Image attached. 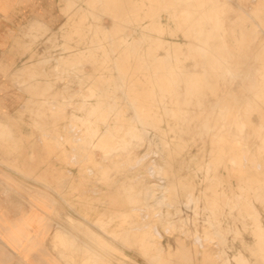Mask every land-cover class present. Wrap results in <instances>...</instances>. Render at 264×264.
<instances>
[{"label": "rangeland", "instance_id": "obj_1", "mask_svg": "<svg viewBox=\"0 0 264 264\" xmlns=\"http://www.w3.org/2000/svg\"><path fill=\"white\" fill-rule=\"evenodd\" d=\"M106 1H108V4ZM119 1L123 2L122 0H117V1L116 0H101V2H99L98 0H27L28 4L31 3L35 7L34 8L35 13H34L32 19H30V21H29L30 26H29V24L26 25V27L23 28L22 31H21V29L19 31H16V30L11 31L12 32L11 35L21 36V37H22V35H23V37L25 35V37H26L25 40L27 41V43L28 42L31 43L32 40L34 43H31V44L28 43L26 45V47L28 49L25 48L26 50L23 49L19 53L20 55H24V58L19 62V64L21 66H27L28 69L26 70V73L21 75V76H18V77L13 76L11 78V80L8 79L4 82H7V83L13 82L14 79H18L20 77L22 82L23 81L26 82L25 84L29 85L31 90H32L31 91L30 88L27 86L28 88H27L26 93H24L25 96L23 98H27L28 100H31L32 104H34V105L37 104L36 102H39V100L41 101L42 99H45L46 107L53 109V110H55L57 108H62L66 112L65 113L66 117H60V118H56V119L52 120V121H55L56 122L55 124H57L59 127V133L55 134V139L56 140L59 139L58 138L59 134L62 136L68 134L67 136H70L71 138H73V141H75L73 144L67 145L63 149L55 148V144L51 143L52 147H49V149L52 148L51 150L56 151L57 154L45 156V158L47 159V162L49 160H51V162H52L51 165H53V166L56 165L59 170L61 169V167H63L62 165H64V167L68 171L69 174H68V176L66 175V178H63L64 179L63 181L66 182L69 179L66 183H67V186L68 185H70V186H68L67 188H66V186L64 188H62L61 192H66L67 196L68 197L70 196V198H71V199L70 198L67 199L68 212H74V213L78 212V214L80 215V213H81L80 216L83 217L82 222H83L84 226L82 229H80L78 226H74V223H75L74 221L71 222V221L67 220V222L70 223L69 225H71L72 228H74L73 233H75L74 235H76V237H77V240H76L75 237L73 236L75 241L72 240L74 242L71 241L69 243H71V245L73 243H75V246L79 245L80 240H82L88 244L94 243V241H92V240H94V235L91 237L92 238L91 239L89 237V234L86 233V230H85L87 228L89 230H91L90 229L91 225L94 229L98 230V234L100 235L99 238L101 240L103 238L105 240V242H107L106 244L103 243L104 245H102V246L97 245L98 246V253L97 254L99 255L98 257H96L97 256L96 253L95 252L92 253L90 251V249H83L82 251L78 249V251L76 250L73 252H69V251L62 250V248L68 249V247H65V246L61 247V248H59V250L61 249L60 252L62 254H60V252H59L58 255L63 260L62 263L63 264H77V263L78 264L79 263L80 264H92V263H94L93 261L95 260V264H97V263H99V264H104V263L105 264H108V263L109 264H121V262L124 264H186V263H188V264H224L223 262H225L226 264L228 262H229V264H234V263L236 264V262L233 260V256L239 252L240 254H243V256H246L248 258L247 264H251L252 262H253L252 264H254V263L255 264H263V262H264V253H263L264 252V246L261 250V247H262L261 245H264V242L262 241V240H264V238H263L264 234H263V232H260L259 228L262 227L264 230V227H263V225H264V222H263L264 221V205H263L264 199H257L258 202H256V199L254 197H252L253 200H255L254 202H256V203L253 202L252 198L246 199L247 203L245 202V205L248 207H245L244 201H241L239 199L238 200L233 199V195L235 193H237V194L240 193V190H238V187H239L238 185H240L241 181H240L239 170H237L236 168L234 169L231 166V164H229L228 159H229L230 151L223 152L222 153L223 155L219 156L222 159L224 157V160L226 159L225 163H222L217 168L214 167L215 169H213L212 167H208L210 164L209 160L212 161L213 158L218 156L217 152L215 150H212L210 141H208L209 138H203L204 141L202 142L201 140H194L192 138V134L190 132H187V133L185 132L184 134L183 133L180 134L178 131L173 130L175 123L169 115L168 116L165 115L163 117L164 112L161 111L162 110L161 106H159V108H157V111L159 112V114L161 113V115H162V121L159 123V131L155 132L152 130V128H148L149 125L143 123L144 127H146V126L147 127L144 128L145 132H143L139 138H136L133 141H130V143L127 140L126 142H128V143H124V144L120 145L118 148L116 147L115 150L113 148H110V146L103 149L100 146V144L98 143L99 142L98 136L100 135V133H103L104 130L106 131V127H108L109 130H111V128L114 129L115 125L118 123L120 124L122 121H123L121 123L122 125L129 123L130 117L133 115V112H134V110L131 109L132 107H130L133 104V100H131V99L134 96L137 95L136 97L138 99L137 107L135 108L137 110L139 108L138 106L145 105V107H146V105L149 106L150 104L151 105L155 104V99H152V97H151V98H148L146 100L145 96L143 95V94H145L144 92L140 91L139 93L138 92L135 93L134 91L131 90V88L132 87L134 88V86H136L137 89H140V88L146 87V86L148 87L149 85L145 84V80L146 81L149 79L151 80L152 78H153L152 80H154V79H156V76L157 77L160 76L159 73H158L159 75H157V74L154 75V73H155L154 68L145 69L144 67H141L143 62L144 63L145 62H151L152 63V60L150 59V57L146 56L147 52H148V45H150L149 42H146L142 46V49H140L139 53H137V55L135 54L136 56H132L129 53V51H127L126 46L123 47L122 49H118V50L116 49L118 47L119 41L121 39V37H119V36H121V35L127 36V38L130 41L133 40L132 42H134L135 40H138L137 31H139L141 28L139 29L138 26H136L135 24L128 23V21L125 20L123 23L120 22L121 23V27H120L121 32H119L118 34L116 33L113 36L114 38L111 40H109V38H107L108 37V35H107L108 30L114 31L111 21L115 20V19L113 17L110 18V15H108L106 13H107V11L109 12L110 8L115 7L118 3H121ZM143 1L147 5L146 9H147L148 13L150 14V16L152 17L155 15L154 18L157 19V22L162 21L161 23L163 25H166V23L168 22V19H169L168 18V16H169L168 12H165L164 9L161 8L160 5H157L158 6L157 7L156 4H154L153 0H143ZM250 1L255 2L256 0H250ZM81 2H83V3H81ZM228 2L233 6V8H236V9L241 8L242 10H244L246 12L249 11L250 7L252 6V3H250V4L245 3L246 6H244L239 2V0H229ZM21 4H22V0H0V13H2L1 11H3V9H10V10L16 9ZM74 4L76 6L77 5L78 6L76 7ZM102 4H103V6H102ZM77 8H79V9H77ZM100 10H101V12H100ZM115 13H116V11H115ZM79 15H80V17H79ZM67 16H68V18H67ZM127 18L130 19L129 16ZM37 20H38V22H34ZM92 21H94V22H92ZM96 21H97V23H95ZM187 21L189 23H191V16H189ZM34 23H36V24H34ZM169 23H171V27L175 30L176 26H174L173 24H175L177 22H172L169 20ZM43 26L44 27L47 26V27L44 28ZM59 27H60V29H59ZM90 27H91V29H90ZM100 27L101 28L103 27V28L101 29ZM105 28L107 30H104ZM25 30H27V31H25ZM41 30H42V32H41ZM48 30H49V32H47ZM56 30H57V32H56ZM100 30H102V31H100ZM33 31H34V33H33ZM35 31H36V35H35ZM60 31H61V33H60ZM104 31H105V33H104ZM37 32H39V33L37 34ZM94 32H95V34H94ZM41 33H43L45 36ZM120 33H122V34H120ZM146 33L148 35L149 34L152 35L153 38L158 36L157 34L154 33V31L152 29H149V31H147ZM166 33L160 35V37L163 40H166L169 42L175 41V42H181V43L184 41L183 36H174L173 37L170 35V33H168V32H166ZM26 34L28 36H26ZM32 34H33V37H35V39L31 36ZM77 34H79V35H77ZM29 35L31 36L32 40H31ZM103 35L104 36L106 35V36L104 37ZM128 35H130V36H128ZM99 38H101V39H99ZM104 38L106 39L105 42H103ZM96 39H98V40H96ZM117 39H118V41H117ZM100 40H101V43H100ZM114 40H115V42H112ZM84 41H86V42H84ZM96 41H99V44ZM112 43H114L115 46ZM137 43H138V41H135L133 43V44H135L134 47L132 46L133 50L138 49ZM68 45H70V46H68ZM101 45H103L102 48H101ZM139 45H140V43H139ZM16 46H20V45L16 44ZM143 48H144V50H143ZM114 49H116V50H114ZM63 50H64V52H62ZM25 51H27V52H25ZM76 51L78 54L75 53ZM89 52H91V53H89ZM63 53H65V54H63ZM47 54H49V55H47ZM85 54H87V55H85ZM155 54L156 55H162V51L157 50ZM78 56H81V57H78ZM84 56H86V57H84ZM87 56H88V58H87ZM104 56H106V57H104ZM94 57H95V59H93ZM48 59H50L51 61ZM74 59L76 61L81 60L84 64L82 62H80L78 64L79 66L82 64L80 66V68L78 67V65L75 68H74V66L68 65V64H70V62H74ZM114 59L117 61L118 66H119L117 69L113 66V63L116 62V61H113ZM41 60H43V63ZM46 60H48V61L46 62ZM38 61H41V62L39 63ZM55 61H57V62L55 63ZM85 61L87 64H85ZM186 61H187L186 62L187 65L190 64V62H191V60H188V59ZM16 62H17L16 60L14 62H12L10 67H12V66L14 67V65L16 66ZM95 62L96 63L98 62V63L96 64ZM104 62H105V64H104ZM90 63L92 64V66ZM40 64H42V65H40ZM126 64L130 65L129 69L120 67L122 65L125 66ZM138 64H140L141 66L138 67L137 66ZM83 66H85V67H83ZM90 66L93 67L92 68L93 70L91 69ZM72 68H73V71L75 70L74 71L75 73L72 71ZM140 69H141V71H140ZM143 69H145V70H143ZM81 70L82 71L85 70V72L87 74L85 72H81ZM95 70H97V71H95ZM117 70L119 73L116 72ZM148 70H150V71H148ZM54 71H55V73H54ZM70 71L72 72V74ZM88 71H90V72H88ZM120 71L123 73V75H122V73H120ZM42 73H44V74H42ZM139 73H141L142 75H140ZM29 75L32 78V80L29 77ZM86 75H87V78H86ZM100 75H103V78H106V80H107L106 83H103L104 81H106L105 79H104V81H103V78H101L102 80H100V78H99ZM80 76L82 77V80H81ZM97 76H98V78H97ZM94 77H95V80H94ZM110 77H112V78H110ZM120 77L124 78L123 80H125V81H123ZM27 78L30 79L31 81L28 80ZM58 78H59V80H58ZM113 78H115V79H113ZM119 78L122 80V83H124V84L121 83L122 86L119 83ZM134 78H138L140 80V82L139 83L130 82V81H135ZM75 79H77V80H75ZM82 82H84V83H82ZM67 83H69V84H67ZM107 83H108V85H107ZM98 84H100L99 88H101V89H103V88L106 89V87H107V89H106L107 92L103 89L102 90L103 93L101 91V93H102L101 96L106 95V96L119 97L118 99H116L117 101L116 100L114 101V103L118 104V106H116V107L109 106V108L107 107L105 109V111H107V113H108V117H106L105 120L102 119L104 121H100L101 119L97 113H94V115L91 113L92 115L90 114L88 117H86L88 119H86L84 115H85L86 109L89 108V106H90L88 104H90V101H92V103H94V101L93 100H86V102H85V100H81V98H79L82 96H83V98L89 97L90 93H89V90L87 87L91 88V90H92L91 94L92 95H98V92H99L98 87H97ZM239 84H240V82L238 80H236V81H233L230 85H227L226 88L228 90L229 89L236 90V89H238ZM94 85H96V86H94ZM111 85H113V86H111ZM114 85H116V86H114ZM119 86H121V87H119ZM115 87H117V88L119 87V88L118 89L116 88L117 89L116 90ZM120 88H122V89H120ZM43 89L46 90V92H45L46 94L44 93ZM76 89H77V91H76ZM73 92L74 93L79 92V93L74 94ZM109 92H110V94H108ZM123 92H125V93L123 94ZM64 93H65V95H64ZM80 93L82 94V96L80 95ZM59 94H62V97H59L58 96ZM71 94H74L76 96L70 98V100L67 101V97L70 96ZM126 97L130 98V100H128V98H126ZM97 99L98 98L95 99V103H96ZM100 100H102V99H100ZM149 100L152 102H150ZM97 101L99 102V99ZM129 101H130V103H129ZM131 101H132V104H131ZM110 102L113 103V100ZM110 102H109V104H110ZM125 103H129V104H127L128 106ZM80 107L83 109H81ZM94 107H97V106H94ZM120 107L123 109H120ZM33 108L31 106V109H33ZM31 109L25 108V111L27 110V112H28V110H31ZM84 109H85V111H84ZM206 109H208V108H206ZM82 110H83V112H82ZM138 111H141V110H138ZM110 112L112 115L110 114ZM24 114H26V113H24ZM27 114L30 115L29 112ZM74 114H76V115H74ZM82 114H83V117H82ZM115 114H117V115H115ZM20 115H21V113H20ZM95 115H96V117H95ZM73 116L75 119L73 118ZM68 117H69V119H68ZM78 117H80V119H78ZM124 117H126V118L124 119ZM70 118L71 119L73 118L74 121H73V119H72V121H70ZM76 118H77V120H76ZM97 118H99V119L97 120ZM112 118H113V120H112ZM120 118H122L123 120ZM35 119H37V118H35ZM252 119H253V121L257 122V120L259 118L257 116H253ZM85 120H86V122H85ZM48 121H51V120L49 119ZM77 122H78V124H77ZM103 122L104 123L106 122V123L104 124ZM48 123H50V122H48ZM111 123H112L113 127H112ZM81 124L84 125V127L81 126ZM85 125H87V127L89 129ZM118 126L119 125H116L117 128H118ZM76 128H79V129L76 130ZM84 128L86 129V131H83V130H85ZM90 128H92V129H90ZM164 128H165V130H163ZM171 128L173 131L171 130ZM234 128H236V127H234ZM234 128H232V130H231L233 134H235ZM3 129H5V127ZM63 130H65L69 133L65 134L63 132ZM72 131L73 132L76 131L77 134L74 132V136H73ZM95 131H96V133H95ZM83 132H85L84 134L87 133L86 136L83 134ZM154 132L156 133V135L154 134ZM71 133H72V135H69ZM79 133L81 135H79ZM114 133H116V132H114ZM114 133H112V130H111V134H114ZM90 134H91V136H90ZM92 135H94V136H92ZM43 136L45 138H48L51 135L49 132L44 131ZM87 136H89L91 138L85 139V137L87 138ZM83 137H84V139H83ZM96 138H97V140H96ZM166 138H167V140H166ZM121 142L122 141H120V143ZM180 143H182V146L181 147L178 146L179 149H177L175 146L180 144ZM183 145L185 147H183ZM68 146H70V147L68 148ZM97 146H99V147H97ZM167 146H168V148H167ZM94 147H96L97 150ZM111 147H113L112 144H111ZM201 147L203 148V150H201L202 149ZM184 148H185V150H184ZM74 149H76V150H74ZM67 150L69 152L66 154L65 151H67ZM208 150L210 152H212L213 154H211ZM215 153L217 155H215ZM227 153H228V155H226ZM208 154H211V155H208ZM109 155H110V161H112L111 156L113 155V157L116 158V159H114V161L115 160L120 161L121 165L124 167L123 174L119 175L117 177V179L114 180L113 184H116V185L123 184V182H127L128 179L133 180V181H136L137 179L138 180L141 179L136 183V185H137L136 188L142 189L141 194H140V199H138L139 200L138 203H136L133 206V210L131 212L132 213L131 217L128 220L126 218L127 223L130 222V226L126 223V221L124 219L122 222L123 223L122 226L124 225V223L128 226L124 225L123 228L120 227V225H121L120 220L121 219H116L117 221H115V219H111L112 217L107 216L108 217L107 218L106 216H99V215H97L98 214L97 211L92 212V211H90L89 207L83 208V206H82V204L88 205V203H90L89 201H84V203H83V199H81V196H84V194L90 195V190L94 189V184H95L94 181L95 180H93V179L90 180L92 182L91 187H90V185L87 187L82 186L81 182H83V181H82L81 175L90 174L91 173L90 168L92 170L93 169L97 170V167L95 168V166H94L95 163H98V164L108 163V164H110V161H108L109 159L104 160V158L108 157ZM51 156H52V159H51ZM118 157H119V159H118ZM55 158H57V159H55ZM59 159H61V160H59ZM128 159H129V161H128ZM68 160H69V162H68ZM102 160H104V161H102ZM136 160L137 161L140 160V161L136 162ZM206 161H208L209 164H207ZM159 166L163 167L162 171H160L158 169ZM197 168L199 170L198 173L196 172V171H198ZM208 168H210L211 170H209ZM212 169H213V171H212ZM81 170L82 171L85 170V171L82 172ZM195 173L197 174V178H196ZM199 173H200V175H199ZM219 175H221V176H219ZM185 176L187 178H185ZM206 176H207V178H206ZM189 177L191 180H189ZM176 179H178L179 183L177 182ZM211 180L212 181L216 180V182H214V184L215 183L218 184L219 192H225L226 194H228L231 197L230 201H229V199L226 200V199H221V198L220 199H210V195H212L211 186L213 184V182ZM174 182H175V184H174ZM176 182L178 183V185ZM182 182H184V183H182ZM186 182L188 183V185H186L187 184ZM191 182L195 185H193ZM83 184H84V182H83ZM176 185L178 188L175 187ZM142 186L144 188H142ZM145 188H148V190ZM193 189H195L194 192H193ZM221 189H222V191H221ZM175 190H176V193H175ZM180 190L183 191V193ZM191 190H192V192H191ZM73 192H74V194H73ZM160 192H161V194H160ZM164 192H166V193H164ZM154 193H155V195H154ZM191 193H192V195H190ZM152 194L154 197H152ZM54 195L58 196L57 194H54ZM166 197H167V199H166ZM164 199H166L167 201ZM213 200L217 201L218 206H219V211H220L219 213L216 214V216L212 215L211 211H210V205L213 202ZM260 200H263V202H261ZM162 201L164 202V204ZM172 201L174 202V204ZM177 201L179 202V204ZM189 201H191V202H189ZM236 201H237V203H235ZM248 201H251V202L248 203ZM165 202L168 203V204H166L167 206L165 205ZM182 202H185V203L182 204ZM226 202H228V203H226ZM75 203H76V205H75ZM79 203L81 205L80 207L77 206ZM241 203L243 205H241ZM251 203H252V205H251ZM168 205H170L171 207ZM249 205H250V207H249ZM243 206L249 213H246V210L242 208ZM252 208H253V210L255 209L253 212H252ZM237 210L240 213L242 211V213H244L243 214L244 216H246V217L249 216L248 220L246 217H243L242 214L238 213ZM257 210H258V212H257ZM207 211H209V212H207ZM229 211H230V213H229ZM243 211H245V212H243ZM175 212L177 214H175ZM250 212L256 214V215L254 214L255 218L253 217V214ZM87 213H89V214H87ZM257 213L259 214V216ZM210 215H212L213 218ZM97 216H99L101 219L97 218ZM139 216H141V217H139ZM205 216H207V217H205ZM214 216H215V218H214ZM237 216H240V218ZM257 216L259 218H257ZM91 217H93L95 219H93V218L90 219ZM230 218H232V219H230ZM242 218L246 219V220H243ZM251 218H253L255 222L251 221V220H253ZM180 219H182V220H180ZM235 219L236 220L238 219V220L234 221ZM100 220H101V222H100ZM105 220L109 224L104 223V222H106ZM212 220H213V222H212ZM240 220H242V223ZM86 221L87 222L89 221V222L87 223ZM233 221L235 223H233ZM250 221L253 224L252 226H250L251 225ZM218 222H219V224H217ZM243 222H245V224ZM89 223H92V224H89ZM99 223H100V225H98ZM115 223H116V227H114ZM209 223L212 226L209 225ZM214 223H215V226H214ZM105 224H106V226H105ZM107 225H108V227H107ZM216 225H219V226H216ZM227 225H229V228L227 227ZM144 226H146V227H144ZM128 227L130 229L133 228V231H139V230H146L147 231L146 234H144V241H142V244L135 242L134 240L131 241V238L128 239V237L126 236V230ZM251 227H253V228L251 229ZM121 228L123 229L125 236L122 232H120V231H122ZM180 228H181V230H180ZM249 229H250V231H249ZM255 229H256V231H255ZM80 230H82V232ZM110 231H115L114 235H112L113 233L111 234ZM118 232H119V234H118ZM153 232H154V234H152ZM257 233H259V234L257 235ZM122 234H123V236H122ZM254 234H256V236ZM121 236L125 237V238H122ZM260 237L263 239L261 240ZM89 239H90V241H89ZM197 239H199V240L197 241ZM257 239H258V241H257ZM123 240L125 242L128 240L129 243H128V241L126 243H124ZM259 240L263 244L261 242H259ZM195 241H197V242L195 243ZM255 242L259 245L260 248L258 247V245H256ZM95 243H97V242H95ZM122 244H124V245H122ZM138 244H140V245L138 246ZM245 244H246V246H245ZM248 244H250V248L248 247L249 246ZM83 245H86V244L83 243ZM93 246H94V244H93ZM97 246H95V247L97 248ZM168 246H170V247L168 248ZM202 247L206 248V250L209 251V253L211 255L209 260L205 261L201 257L197 258L194 255L195 250L198 248L201 249ZM245 247H248V249H246ZM253 248H254V250H252ZM256 248H257V251H256ZM247 250H249L250 252H248ZM93 251H94V249H93ZM79 252L80 253L82 252V253L80 254ZM168 252L172 254L171 259H169L171 261L165 263V262H163L164 260H162L161 258H162V256H164V253L168 254ZM243 252H245V253H243ZM253 252H255V253L257 252V254H255ZM63 253L65 256H62ZM78 253L81 256H82V254H85V255L83 257H80L78 255ZM250 253L251 254L253 253V255H251ZM260 253H262L261 256L263 255L262 257L260 256L261 259L259 256H257L258 254L260 255ZM93 254L96 255V256L94 255L96 257V259L93 256ZM119 254H120V256H119ZM185 255H187V257L185 259H183V256H185ZM106 256H108V257H106ZM251 256H252V258H249ZM254 256H256V259ZM86 257H88V258L86 259ZM212 257H215V258H213L214 260L211 259ZM80 258H84V259H80ZM90 258L91 259L94 258V259L91 260ZM186 259H187V261H186ZM230 259H232V261ZM85 260H86V262H85ZM258 262H260V263H258Z\"/></svg>", "mask_w": 264, "mask_h": 264}, {"label": "bare ground", "instance_id": "obj_2", "mask_svg": "<svg viewBox=\"0 0 264 264\" xmlns=\"http://www.w3.org/2000/svg\"><path fill=\"white\" fill-rule=\"evenodd\" d=\"M99 2H101V0H98ZM117 1V0H116ZM123 2L118 3L115 7L110 8L109 12L107 11L106 14L110 15V18H114L115 20H112V27L114 31H109L107 32V35L109 38V40L113 39L114 35L119 32H121V23L120 22H124L125 20L128 21V23H133L136 26H138V28L140 29L139 31H137V38L138 41L137 43V50H133L132 46L134 47L135 44H133L134 42L130 41L127 36H119L121 37L118 47L116 48L118 49H122L123 47L126 46L127 51H129V53L132 56H136L137 53H139L140 49H142V46L146 43L149 42L150 45H148V52H147V57H150V59L152 60L151 62H143L142 66L140 64H138L137 66H141L144 67L145 69L148 68H154L155 73L154 75H159V77L156 76V79L154 80H145V84L149 85L148 87H142L140 89H137L136 86H134V88L132 87L131 90L136 92H144L145 94H143L146 98V100L148 98L155 99V104L154 105H141L138 106V111L137 109H135L137 107V95L134 96L131 100H133V104L131 101V109L134 110L133 115L130 117L129 123L127 124H116L119 125L118 128L114 127V129H112V133L111 134V130H109L108 127H106V131L104 130V132L106 133H100V135L98 136L99 139V144L100 146L104 149L106 147L113 148L115 150V148L119 147L120 145L124 144V143H128L126 142L127 140L129 141H133L136 138H139L141 136V134L143 132H145L146 127H144V124L149 125L148 128H152L153 131L157 132L159 131V123L162 121V115L161 113L159 114V112L157 111V108H159V106L162 107V110L164 112L163 117L166 116H170L172 118V120L174 121L175 125L173 127V130L178 131L180 134H184L185 132H190L192 134V138L194 140H201L202 142L204 141L203 138H209L208 141H210L212 150H215L218 154L217 157L213 158L212 161L209 160L207 164H209L208 167H212L213 169L217 168L219 165H221L222 163H225L226 159L224 160L219 156L223 155V152H227L230 151L229 154V164H231V166L237 170H239L240 173V185H238V190H240V193H235L233 195V199H239L241 201H244V205L246 202V199H250L252 197H254L256 199H264V0H256L255 2H251L250 0H239V2L246 6L245 3H252V6L250 7L249 11H244L241 8L236 9L233 8V6L228 2L229 0H153L154 4L160 5L161 8L164 9L165 12H168V22L166 23V25H163L160 21L157 22V19L154 18L155 17V13L153 14L154 16H150V14L147 11V5L143 0H122ZM108 4V1H106ZM83 3V2H81ZM152 3V2H151ZM99 4V3H98ZM75 5V4H74ZM85 5V4H84ZM101 5V4H100ZM110 5V4H109ZM76 6V5H75ZM78 6V5H77ZM76 6V7H77ZM88 6V5H87ZM103 6V4H102ZM155 6V5H154ZM73 7V6H72ZM158 7V6H157ZM67 8V7H66ZM75 8V7H74ZM70 9V8H69ZM76 9V8H75ZM74 9V10H75ZM79 9V8H77ZM101 9V8H100ZM159 9V8H158ZM86 10V9H85ZM64 11V10H63ZM116 11V13H115ZM69 12V11H68ZM73 12V11H72ZM79 12V11H78ZM101 12V10H100ZM104 12V11H103ZM102 12V13H103ZM82 13V12H81ZM101 13V14H102ZM66 16V15H65ZM74 16V15H73ZM130 17L127 18V17ZM189 16H191V23H189L187 20L189 18ZM80 17V15H79ZM107 17V16H106ZM105 17V18H106ZM109 17V16H108ZM68 18V16H67ZM89 18V17H88ZM167 18V17H166ZM109 19V18H108ZM70 20V19H69ZM96 20V19H95ZM111 20V19H110ZM169 20L172 22H177L175 24H173L174 26H176V29L174 30L171 27V23H169ZM98 21V20H97ZM97 21L95 23H97ZM34 22H38L34 21ZM67 22V21H66ZM94 22V21H92ZM29 24V23H28ZM36 24V23H34ZM33 24V25H34ZM101 24V23H100ZM170 24V25H169ZM43 25V24H42ZM96 25V24H95ZM30 26V24H29ZM61 26V25H60ZM24 27V26H23ZM38 27V26H37ZM44 27V26H43ZM47 27V26H45ZM44 27V28H45ZM110 27V26H109ZM30 28V27H29ZM62 28V27H61ZM101 28V27H100ZM103 28V27H102ZM101 28V29H102ZM27 29V28H26ZM60 29V27H59ZM91 29V27H90ZM93 29V28H92ZM125 29V28H124ZM149 29H152L154 31L155 34H157L158 36L153 38L152 35H148L146 32L149 31ZM28 30V29H27ZM25 30V31H27ZM39 30V29H38ZM45 30V29H44ZM78 30V29H77ZM104 30H107L106 28ZM126 30V29H125ZM124 30V31H125ZM22 31V30H21ZM37 31V30H36ZM36 31H35V35H36ZM76 31V30H75ZM102 31V30H100ZM99 31V32H100ZM42 32V30H41ZM46 32V31H45ZM49 32V30L47 31ZM57 32V30H56ZM64 32V31H63ZM170 33L171 36H183L184 37V41L181 42H169L166 40H163L160 35L164 34V33ZM19 33V32H18ZM21 33V32H20ZM34 33V31H33ZM39 32H37L38 34ZM61 33V31H60ZM103 33V32H102ZM101 33V34H102ZM105 33V31H104ZM22 34V33H21ZM43 34V33H41ZM90 34V33H89ZM95 34V32H94ZM122 34V33H120ZM167 34V33H166ZM44 35V34H43ZM79 35V34H77ZM23 36V35H22ZM26 36H28L26 34ZM30 36V35H29ZM33 37V34L31 35ZM30 36V38H31ZM45 36V35H44ZM94 36V35H93ZM100 36V35H99ZM104 36V35H103ZM106 36V35H105ZM104 36V37H105ZM130 36V35H128ZM25 37V35H24ZM53 37V36H52ZM126 37V38H125ZM152 37V38H151ZM23 38V37H22ZM26 38V37H25ZM24 38V39H25ZM35 39V37H33ZM71 38V37H70ZM86 38V37H85ZM84 38V39H85ZM102 38V37H101ZM99 38V39H101ZM29 39V38H28ZM32 40V38H31ZM78 40V39H77ZM98 40V39H96ZM105 38L104 41L105 42ZM177 40V39H176ZM183 40V39H182ZM48 41V40H47ZM61 41V40H60ZM108 41V40H107ZM118 41V39H117ZM86 42V41H84ZM99 44V41H96ZM95 42V43H96ZM102 42V43H103ZM111 42V41H110ZM112 42H115L112 41ZM29 44L34 43L33 40L32 42H28ZM27 43V44H28ZM55 43V42H54ZM101 43V40H100ZM140 43V45H139ZM79 44V43H78ZM114 44V43H112ZM111 44V45H112ZM22 45H26L23 44ZM64 45V44H63ZM81 45V44H80ZM107 45V44H106ZM29 46V45H28ZM51 46V45H50ZM61 46V45H60ZM70 46V45H68ZM74 46V45H73ZM87 46V45H86ZM96 46V45H95ZM103 45H101L102 48ZM115 46V44H114ZM22 47V46H21ZM24 47V46H23ZM54 47V46H53ZM82 47V46H81ZM90 47V46H89ZM110 47V46H109ZM25 48V47H24ZM27 48V47H26ZM57 48V47H56ZM73 48V47H72ZM84 48V47H83ZM92 48V47H91ZM98 48V47H97ZM115 48V47H114ZM28 49V48H27ZM54 49V48H53ZM66 49V48H65ZM70 49V48H69ZM90 49V48H89ZM105 49V48H104ZM112 49V48H111ZM114 49V50H116ZM26 50V49H25ZM51 50V49H50ZM71 50V49H70ZM79 50V49H78ZM103 50V49H102ZM113 50V49H112ZM111 50V51H112ZM144 50V48H143ZM162 51V55H156V51ZM29 51V50H28ZM82 51V50H81ZM86 51V50H85ZM84 51V52H85ZM94 51V50H93ZM106 51V50H105ZM104 51V52H105ZM27 52V51H25ZM46 52V51H45ZM64 52V50L62 51ZM114 52V51H113ZM68 53V52H67ZM77 53V51L75 52ZM91 53V52H89ZM159 53V52H158ZM25 54V53H24ZM65 54V53H63ZM78 54V53H77ZM102 54V53H101ZM115 54V53H114ZM136 54V55H135ZM49 55V54H47ZM76 55V54H75ZM87 55V54H85ZM93 55V54H92ZM96 55V54H95ZM106 55V54H105ZM61 56V55H60ZM82 56V55H81ZM78 56V57H81ZM59 57V56H58ZM76 57V56H75ZM86 57V56H84ZM106 57V56H104ZM138 57V56H137ZM88 58V56H87ZM86 58V59H87ZM91 58V57H90ZM78 59V58H77ZM81 59V58H80ZM92 59V58H91ZM95 59V57L93 58ZM100 59V58H99ZM105 59V58H104ZM116 59V58H115ZM113 61H116V60ZM144 59V58H143ZM191 60L190 64L187 65V61L186 60ZM50 60V59H48ZM46 60V62L48 61ZM101 60V59H100ZM149 60V59H148ZM43 63V60H41ZM41 61H38L39 63ZM51 61V60H50ZM87 61V60H86ZM85 61V64H87ZM95 61V60H94ZM37 62V63H38ZM57 61H55L56 63ZM75 62V63H74ZM74 62H70V66H74V68L80 63L82 62L81 60H75ZM88 62V61H87ZM36 63V62H35ZM83 63V62H82ZM96 63V62H95ZM98 63V62H97ZM96 63V64H97ZM103 63V62H102ZM73 64V65H72ZM84 64V63H83ZM89 64V63H88ZM91 64V63H90ZM94 64V63H93ZM95 64V65H96ZM105 64V62H104ZM103 64V65H104ZM39 65V64H38ZM42 65V64H40ZM82 65V64H81ZM80 65V66H81ZM100 65V64H99ZM54 66V65H53ZM69 66V67H70ZM80 66L78 65V67L80 68ZM92 66V64H91ZM90 66V67H91ZM97 66V65H96ZM101 66V65H100ZM99 66V67H100ZM113 66L117 69L118 63L117 61L115 63H113ZM135 66V65H134ZM55 67V66H54ZM85 67V66H83ZM89 67V68H90ZM102 67V66H101ZM100 67V68H101ZM121 68H126L129 69L130 65L126 64L125 66L122 65L120 66ZM56 68V67H55ZM93 67H91L92 69ZM99 68V69H100ZM21 69V68H20ZM19 69V70H20ZM26 69V68H25ZM53 69V68H52ZM83 69V68H82ZM114 69V68H113ZM143 69V70H145ZM54 70V69H53ZM52 70V71H53ZM80 70V69H79ZM93 70V69H92ZM157 70V71H156ZM21 71V70H20ZM73 71V68H72ZM75 71V70H74ZM73 71V72H74ZM97 71V70H95ZM122 71V70H121ZM120 71V73H122ZM141 71V69H140ZM150 71V70H148ZM23 72V71H21ZM71 72V71H70ZM69 72V73H70ZM77 72V71H76ZM81 72H85L81 70ZM90 72V71H88ZM94 72V71H93ZM110 72V71H109ZM112 72V71H111ZM114 72V71H113ZM118 72V70L116 71ZM128 72V71H127ZM20 73V72H19ZM31 73V72H30ZM55 73V71H54ZM75 73V72H74ZM86 73V72H85ZM92 73V72H91ZM119 73V72H118ZM159 73V74H158ZM32 74V73H31ZM72 74V72H71ZM77 74V73H76ZM75 74V75H76ZM83 74V73H82ZM87 74V73H86ZM89 74V73H88ZM97 74V73H96ZM101 74V73H100ZM140 75H142L141 73H139ZM50 75V74H49ZM48 75V76H49ZM62 75V74H61ZM74 75V74H73ZM110 75V74H109ZM123 75V73H122ZM150 75V74H149ZM21 76V75H20ZM33 76V75H32ZM65 76V75H64ZM68 76V75H67ZM96 76V75H95ZM119 76V75H118ZM144 76V75H143ZM142 76V77H143ZM30 77V75H29ZM34 77V76H33ZM36 77V76H35ZM57 77V76H56ZM77 77V76H76ZM81 77V76H80ZM89 77V76H88ZM91 77V76H90ZM122 77V76H121ZM120 77V78H121ZM124 77V76H123ZM146 77V76H145ZM20 78V77H19ZM31 78V77H30ZM68 78V77H67ZM66 78V79H67ZM87 78V75H86ZM85 78V79H86ZM98 78V76H97ZM100 80H102L101 78H103V75L99 76ZM108 78V77H107ZM112 78V77H110ZM119 78V83H122V80L124 78ZM28 79V78H27ZM53 79V78H52ZM55 79V78H54ZM65 79V80H66ZM90 79V78H89ZM106 80V78H103ZM115 79V78H113ZM144 79V78H143ZM30 80V79H28ZM32 80V78H31ZM30 80V81H31ZM59 80V78H58ZM74 80V79H73ZM77 80V79H75ZM80 80V79H79ZM82 80V77H81ZM95 80V77H94ZM111 80V79H110ZM109 80V81H110ZM135 81H130L133 83H139L140 80L138 78H134ZM137 80V81H136ZM238 80L240 82L238 89L236 90H231V89H227V85H230L233 81ZM63 81V80H62ZM98 81V80H97ZM125 81V80H123ZM22 82V81H21ZM61 82V81H60ZM106 81H104L103 83H106ZM113 82V81H112ZM26 83V82H23ZM22 83V84H23ZM84 83V82H82ZM87 83V82H86ZM102 83V84H103ZM118 83V82H117ZM116 83V84H117ZM128 83V82H127ZM14 84V83H12ZM60 84V83H59ZM69 84V83H67ZM79 84V83H78ZM101 84V83H100ZM97 85L98 87V95H92L91 94V88L87 87L89 90V97L87 98H83L82 94L80 93V95L82 97L81 100H93L94 103H92V101H90V105L89 108L86 109L85 112V118L88 117L91 113L94 115V113H97L98 116L100 117V121H104L106 117H108V113L107 111H105V109L109 106H118V104L114 103V101L116 99H118L119 97L116 96H106V95H102L103 93V89L106 91L105 88L101 89L99 88V85ZM113 84V83H112ZM124 84V83H122ZM121 84V86H122ZM90 85V84H89ZM104 85V84H103ZM102 85V86H103ZM108 85V83H107ZM126 85V84H125ZM18 86V84H17ZM25 86V85H24ZM29 87V85H26V87ZM63 86V85H62ZM65 86V85H64ZM96 86V85H94ZM113 86V85H111ZM116 86V85H114ZM119 86V87H121ZM133 86V85H132ZM15 87V86H14ZM23 86H21L22 88ZM27 87V88H28ZM118 87V88H119ZM33 88V87H32ZM64 88V87H63ZM93 88V87H92ZM117 87H115L116 89ZM117 88V89H118ZM46 89V88H45ZM43 89L44 93L46 92V90ZM51 89V88H50ZM114 89V88H113ZM116 89V90H117ZM122 89V88H120ZM31 90V88H30ZM68 90V89H67ZM71 90V89H70ZM79 90V89H78ZM95 90V89H94ZM25 91H27L25 89ZM32 91V90H31ZM74 91V90H73ZM77 91V89H76ZM84 91V90H83ZM102 91V93H101ZM49 92V91H48ZM107 92V91H106ZM113 92V91H112ZM127 92V91H126ZM63 93V92H62ZM69 93V92H68ZM71 93V92H70ZM74 93V92H73ZM79 92H75L74 94H78ZM95 93V92H94ZM125 92H123L124 94ZM131 93V92H130ZM46 94V93H45ZM74 94H71L70 96H66L67 97V101L70 100V98L76 96ZM96 94V93H95ZM105 94V93H104ZM110 94V92L108 93ZM132 94V93H131ZM65 95V93H64ZM69 95V94H68ZM126 95V94H125ZM59 97H62V94L58 95ZM88 96V95H87ZM127 96V95H126ZM139 96V95H138ZM78 97V96H77ZM86 97V96H85ZM98 98L99 102L96 100L95 103V99ZM123 98V97H122ZM128 98V97H126ZM65 99V98H64ZM102 99V100H100ZM113 100V103H111L110 101ZM124 100V99H123ZM128 100H130V98H128ZM151 100V99H150ZM149 100V101H150ZM117 101V100H116ZM125 101V100H124ZM127 101V100H126ZM45 99H42L41 101L39 100V102H36L37 104H35L34 108L28 110L30 116H33L34 119V123L30 125V127L32 128L34 133H40L41 136L43 137V146L44 147H52L51 143L55 144V148H60L63 149L65 146L67 145H71L73 144L75 141H73V138H71L70 136H67L69 132L63 130V132L67 135H60L59 134V139L56 140L55 139V134L59 133V127L57 124H55V121H52L56 118H60V117H66L65 116V111L62 108H57L55 110L50 109L48 107H46L45 105ZM98 102V103H97ZM110 102V104H109ZM146 102V101H145ZM144 102V103H145ZM152 102V101H150ZM83 103V102H82ZM130 103V101H129ZM129 103H125L126 105ZM83 105V104H82ZM85 105V104H84ZM26 106V105H25ZM81 106V105H80ZM97 106V107H94ZM120 106V105H119ZM124 106V105H123ZM128 106V105H127ZM29 108V106H27ZM83 107V106H82ZM113 107V108H114ZM126 107V106H125ZM148 107V108H147ZM78 108V107H77ZM81 108V107H80ZM84 108V107H83ZM81 108V109H83ZM86 108V107H85ZM208 108V109H206ZM80 109V110H81ZM119 109V108H118ZM120 109H123L120 107ZM119 109V110H120ZM108 110V109H107ZM23 111V109H22ZM27 111V110H26ZM75 111V110H74ZM79 111V110H78ZM85 111V109H84ZM109 111V110H108ZM125 111V110H124ZM83 112V110H82ZM127 112V111H126ZM162 112V113H163ZM115 113V112H114ZM84 114V113H83ZM82 114V117H83ZM91 114V115H92ZM111 114V112H110ZM119 114V113H118ZM125 114V113H124ZM123 114V115H124ZM22 115V113H21ZM76 115V114H74ZM112 115V114H111ZM117 115V114H115ZM72 116V115H71ZM81 116V115H80ZM253 116H257L259 119L257 120V122L253 121ZM81 117V118H82ZM96 117V115H95ZM110 117V116H109ZM127 117V116H126ZM124 117V119L126 118ZM74 118V116H73ZM72 118V119H73ZM117 118V117H116ZM115 118V119H116ZM119 118V117H118ZM123 118V117H122ZM120 118V119H122ZM51 121H48V120ZM69 119V117H68ZM72 119L70 118V121H72ZM75 119V118H74ZM73 119V121H74ZM78 119H80V117H78ZM88 119V118H86ZM99 118H97L98 120ZM104 119V120H102ZM58 120V119H57ZM66 120V119H65ZM77 120V118H76ZM113 120V118H112ZM117 120V119H116ZM119 120V119H118ZM123 120V119H122ZM5 121V120H4ZM38 121L44 122V123H39ZM88 121V120H87ZM99 121V122H100ZM107 121V120H106ZM50 122V123H48ZM79 122V121H78ZM77 122V124H78ZM86 122V120H85ZM98 122V123H99ZM126 122V121H125ZM124 122V123H125ZM6 123V122H5ZM70 123V122H69ZM101 123V122H100ZM104 123V122H103ZM106 123V122H105ZM104 123V124H105ZM71 124V123H70ZM80 125V124H79ZM108 125V124H107ZM106 125V126H107ZM112 125V123H111ZM8 126V125H7ZM16 127H19L20 125H14ZM81 126L84 127V125L81 124ZM87 127V125H85ZM151 126V127H150ZM164 126V125H163ZM6 128L5 124H1L0 123V129ZM9 127V126H8ZM113 127V125H112ZM236 127V128H234ZM70 128V127H69ZM88 128V127H87ZM232 128H234L235 130V134L232 133ZM11 129V128H10ZM79 128H76V130H78ZM85 129V128H84ZM89 129V128H88ZM92 129V128H90ZM96 129V128H95ZM17 130V129H16ZM97 130V129H96ZM165 130V128L163 129ZM172 130V128H171ZM172 130V131H173ZM47 131L50 133V137L45 138L43 136V132ZM83 131H86L83 130ZM114 131V132H113ZM147 131V130H146ZM21 132V130H19V133ZM62 132V133H63ZM76 133V131H74ZM74 132L73 136H74ZM78 132V131H77ZM99 132V131H98ZM154 132V134L156 135V133ZM166 132V131H165ZM171 132V131H170ZM12 133V132H11ZM69 134V135H72ZM82 133V132H81ZM85 132H83L84 134ZM90 133V132H89ZM92 133V132H91ZM96 133V131H95ZM13 134V133H12ZM77 134V133H76ZM82 134V135H83ZM87 134V133H86ZM86 134H84L86 136ZM79 135H81L79 133ZM171 135V134H170ZM174 135V134H173ZM76 136V135H75ZM91 136V134H90ZM94 136V135H92ZM13 138V136H11ZM54 137V138H53ZM97 137V136H96ZM10 138V137H9ZM11 138V139H12ZM91 138L89 136H87V138L85 137V139ZM9 139V140H11ZM76 139V138H75ZM84 139V137H83ZM169 139V138H168ZM9 140H7L9 142ZM78 140V139H77ZM76 140V141H77ZM97 140V138H96ZM95 140V141H96ZM109 140V141H108ZM167 140V138H166ZM173 140V139H172ZM80 141V140H79ZM120 141H122L120 143ZM200 141V142H201ZM182 142V141H181ZM41 143V142H40ZM77 143V142H76ZM109 143V144H108ZM184 143V142H183ZM95 144V143H94ZM97 144V143H96ZM111 144L113 147H111ZM6 145V144H5ZM14 145V144H13ZM16 145V144H15ZM168 145V144H167ZM186 145V144H185ZM8 146V145H7ZM7 146L5 149H7ZM54 146V145H53ZM96 146V145H95ZM182 146V143L176 145L175 147L177 149ZM10 147V146H9ZM16 147V146H15ZM14 147V148H15ZM70 146H68L69 148ZM82 147V146H81ZM99 147V146H97ZM159 147V146H158ZM183 147H185L183 145ZM13 146L11 148L14 149ZM17 148V147H16ZM54 148V147H53ZM96 148V147H94ZM101 148V149H102ZM168 148V146H167ZM202 148V147H201ZM205 148V147H204ZM2 149V148H1ZM52 149V148H51ZM50 149V155H56L57 152L56 151H52ZM108 149V148H107ZM10 150V148H9ZM76 150V149H74ZM97 150V148H96ZM112 150V149H111ZM185 150V148H184ZM197 150V149H196ZM203 150V148L201 149ZM210 150V149H209ZM208 150V151H209ZM2 151V150H1ZM0 151V152H1ZM8 151V149L6 150ZM14 151V150H13ZM17 151V150H16ZM63 151V150H62ZM61 151V152H62ZM109 151V150H108ZM169 151V150H168ZM11 152V151H10ZM60 152V151H59ZM66 154L69 152L68 150L65 151ZM111 152V151H110ZM114 152V151H113ZM210 152V151H209ZM9 153V151H8ZM15 153V152H14ZM17 153V152H16ZM170 153V152H169ZM211 154H213L212 152H210ZM1 154V153H0ZM5 154V153H4ZM12 154V153H11ZM208 154V155H211ZM215 153V155H217ZM70 155V154H69ZM168 155V154H167ZM228 155V153L226 154ZM85 156V155H84ZM170 156V155H169ZM6 157V155H5ZM59 157V156H58ZM61 157V156H60ZM117 157V156H116ZM128 157V156H127ZM185 157V156H184ZM7 158V157H6ZM11 158V156H10ZM9 158V159H10ZM13 158V157H12ZM43 158V159H42ZM39 157L36 156L35 162H45V163H50L52 164L51 160H49L47 162V159L45 157ZM72 158V157H71ZM80 158V157H79ZM84 158V157H83ZM82 158V159H83ZM226 158V157H225ZM5 159V158H4ZM52 159V156H51ZM57 159V158H55ZM108 160L110 161V155L106 158H104V160ZM114 159H116L115 157H113V155L111 156V160L110 164L106 163V164H98L95 163L94 166L95 168L97 167V170L95 169H91V173L90 174H84L81 175L82 181V186H92L91 185V179L95 180L94 181V189L90 190V195L88 194H84V196H81V199H83V203L84 201H89L90 203H88V205H84L82 204L83 208H87L89 207L90 211L95 212L97 211L99 216H108V217H112L111 219H115V221H117L116 219H121V225L120 227H124V225H126L124 223V225L122 226V222L125 219L126 223L127 220L131 217L132 215V210H133V206L138 203V199H140V194H141V190L142 189H137L136 188V183L141 180V179H137L136 181L130 180L128 179L127 182H123V184H113L114 180L117 179V177L121 174H123L124 171V167L121 165L120 161H114ZM119 159V157H118ZM117 159V160H118ZM185 159V158H184ZM211 159V158H210ZM61 160V159H59ZM98 160V159H97ZM102 160V161H104ZM205 160V159H204ZM53 161V160H52ZM90 161V160H89ZM100 161V160H99ZM129 161V159H128ZM127 161V162H128ZM140 161V160H138ZM136 160V162H138ZM58 162V161H57ZM69 162V160H68ZM101 162V161H100ZM125 162V161H124ZM123 162V163H124ZM135 162V163H136ZM205 162V163H206ZM62 163V162H61ZM71 163V162H70ZM92 163V162H91ZM56 164V163H55ZM72 164V163H71ZM61 165V164H60ZM66 165V164H65ZM53 167V165H51ZM63 167H61V169L59 170L58 173H55L53 175V181L49 182V183H45V185L47 186L48 190H51V192L53 194H57L59 199H68L70 198V196H67L66 192H61V189L64 188L66 186V188L70 185L67 186V180L66 182H64L63 178H66V175L68 176V171L66 170V168L64 167V165H62ZM93 166V167H94ZM215 167V168H214ZM86 169V168H85ZM158 169L160 171L163 170L162 166H159ZM202 169V168H201ZM205 169V168H204ZM209 170H211L210 168H208ZM212 169V171H213ZM52 170V169H51ZM158 170V171H159ZM196 170V169H195ZM198 170V168H197ZM220 170V169H219ZM53 171V170H52ZM82 171V170H81ZM85 170H83L82 172H84ZM208 171V170H207ZM224 171V170H223ZM197 173L199 172L196 171ZM202 172V171H201ZM200 172V173H201ZM125 173V172H124ZM161 173V172H160ZM199 173V175H200ZM166 174V173H165ZM196 174V173H195ZM215 174V173H214ZM217 174V173H216ZM218 175V174H217ZM211 176V175H210ZM213 176V175H212ZM221 176V175H219ZM168 177V176H167ZM215 177V176H214ZM230 177V176H229ZM185 178H187L185 176ZM196 178H197V174H196ZM207 178V176H206ZM216 178V177H215ZM75 179V178H74ZM211 179V178H210ZM209 179V180H210ZM219 179V178H218ZM78 180V179H77ZM178 182V179H176ZM189 180L190 177H189ZM213 180V179H212ZM211 180V181H212ZM201 181V180H200ZM210 181V182H211ZM176 182V183H177ZM181 182V181H180ZM193 182V181H192ZM191 182V183H192ZM195 182V181H194ZM213 184L211 186V192L212 195H210V199H231V197L226 194L225 192H219L218 190V184H214L215 181H212ZM220 182V181H219ZM179 183V182H178ZM177 183V185H178ZM184 183V182H182ZM187 183V182H186ZM185 183V184H186ZM237 183V182H236ZM144 184V183H143ZM175 184V182H174ZM193 184V183H192ZM232 184V183H231ZM145 185V184H144ZM167 185V184H166ZM177 185L175 187H177ZM188 185V183L186 184ZM195 185V184H193ZM224 185V184H223ZM234 185V184H233ZM236 185V184H235ZM198 186V185H197ZM202 186V185H201ZM158 187V186H157ZM225 187V186H224ZM236 187V186H235ZM142 188H144L142 186ZM152 188V187H151ZM178 188V187H177ZM194 188V187H193ZM228 188V187H227ZM71 189V188H70ZM86 189V188H85ZM148 190V188H145ZM155 189V188H154ZM176 189V188H175ZM183 189V188H182ZM191 189V188H190ZM224 189V188H223ZM87 190V189H86ZM144 190V189H143ZM153 190V189H152ZM161 190V189H160ZM195 189H193L194 192ZM179 191V190H178ZM181 191V190H180ZM222 191V189H221ZM152 192V191H151ZM155 192V191H154ZM167 192V191H166ZM164 192V193H166ZM183 193V191H181ZM192 192V190H191ZM146 193V192H145ZM176 193V190H175ZM174 193V194H175ZM187 193V192H186ZM185 193V194H186ZM198 193V192H197ZM44 194L46 195V192H39L36 193V196L38 195H42ZM74 194V192H73ZM161 194V192H160ZM155 195V193H154ZM192 195V193L190 194ZM160 196V195H159ZM188 196V195H187ZM196 196V195H195ZM152 197L153 194H152ZM157 197V196H156ZM164 197V196H163ZM197 197V196H196ZM195 197V198H196ZM80 198V197H79ZM159 198V197H158ZM188 198V197H187ZM190 198V197H189ZM44 199V198H43ZM71 199V198H70ZM153 199V198H152ZM167 199V197H166ZM164 199V200H166ZM178 200V199H177ZM186 200V199H185ZM190 200V199H189ZM234 200V201H235ZM253 200V198H252ZM167 201V200H166ZM255 200H253L254 202ZM261 202H263V200H260ZM163 202V201H162ZM173 202V201H172ZM178 202V201H177ZM176 202V203H177ZM191 202V201H189ZM194 202V201H193ZM240 202V201H239ZM251 201H248V203ZM254 202V203H256ZM156 203V202H155ZM185 202H182V204ZM228 203V202H226ZM225 203V204H226ZM231 203V202H230ZM237 203V201L235 202ZM247 203V202H246ZM260 203V202H259ZM164 204V202H163ZM168 204L167 202H165V205ZM170 204V203H169ZM174 204V202H173ZM179 204V202H178ZM221 204V203H220ZM171 205V204H170ZM168 205V206H170ZM176 205V204H175ZM185 205V204H184ZM224 205V204H223ZM241 205H243L241 203ZM248 205V204H247ZM252 205V203H251ZM256 205V204H255ZM264 205V203H263ZM78 207H80L81 205L78 204ZM167 206V205H166ZM174 206V205H173ZM179 206V205H178ZM226 206V205H225ZM238 206V205H237ZM240 206V205H239ZM171 207V206H170ZM177 207V206H176ZM245 207H248L245 205ZM250 207V205H249ZM72 208V207H71ZM160 208V207H159ZM195 208V207H194ZM199 208V207H198ZM228 208V207H227ZM243 209L244 206L242 207ZM74 209V208H73ZM231 209V208H230ZM239 209V208H238ZM208 210V209H207ZM246 210V209H245ZM251 210V209H250ZM255 210V209H254ZM252 208V212L254 211ZM143 211V210H142ZM171 211V210H170ZM175 211V210H174ZM203 211V210H202ZM210 211L212 215H215L217 213H219V206L216 200H213V202L210 205ZM100 212V213H99ZM209 212V211H207ZM238 212V210H237ZM245 212V211H243ZM250 212V213H252ZM256 212V211H255ZM258 212V210H257ZM157 213V212H156ZM155 213V214H156ZM179 213V212H178ZM182 213V212H181ZM199 213V212H198ZM230 213V211H229ZM240 213V212H238ZM246 213H249L246 210ZM63 214V213H61ZM89 214V213H87ZM175 214H177L175 212ZM174 214V215H175ZM243 217L244 216L241 211V213ZM253 217L255 218L254 214L252 213ZM258 214V213H257ZM65 215V213H64ZM179 215V214H178ZM210 215L212 218L213 216ZM256 215V214H255ZM72 216V215H71ZM79 216V215H78ZM96 216V215H95ZM99 216H97V218H100ZM214 216V218H215ZM241 216V215H240ZM240 216H237L240 218ZM251 216V215H250ZM259 216V214H258ZM257 216V218H259ZM64 217V216H63ZM66 221H74L70 218V216H65ZM107 217V218H108ZM141 217V216H139ZM166 217V216H165ZM169 217V216H168ZM174 217V216H173ZM207 217V216H205ZM249 217V216H248ZM248 217L247 220H248ZM83 218V217H82ZM96 218V219H97ZM127 218V220H126ZM209 218V217H208ZM233 218V217H232ZM230 218V219H232ZM235 218V217H234ZM95 219V218H93ZM101 219V218H100ZM105 219V218H104ZM207 219V218H206ZM225 219V218H224ZM243 219V218H242ZM250 219V218H249ZM253 219V218H251ZM175 220V219H174ZM182 220V219H180ZM209 220V219H208ZM207 220V221H208ZM211 220V219H210ZM238 220V219H237ZM236 219L234 221H237ZM246 220V219H243ZM97 221V220H96ZM104 221V220H103ZM106 221V220H105ZM114 221V220H113ZM112 221V222H113ZM119 221V222H120ZM223 221V220H222ZM233 221V223H235ZM242 223V220H240ZM251 221H254L251 220ZM250 221V223H251ZM263 221V220H262ZM87 222V221H86ZM89 222V221H88ZM87 222V223H88ZM99 222V221H98ZM101 222V220H100ZM118 222V223H119ZM180 222V221H179ZM178 222V223H179ZM213 222V220H212ZM215 222V221H214ZM239 222V221H238ZM255 222V221H254ZM259 222V221H258ZM264 222V221H263ZM74 223V222H73ZM94 223V222H93ZM106 224H109L107 221L104 222ZM164 223V222H163ZM167 223V222H166ZM245 224V222H243ZM257 223V222H256ZM70 224V223H68ZM92 224V223H89ZM105 224V226H106ZM112 224V223H111ZM130 226V222L127 223ZM168 224V223H167ZM219 224V222L217 223ZM259 224V223H258ZM257 224V225H258ZM100 225V223L98 224ZM102 225V224H101ZM104 225V224H103ZM126 225V226H128ZM209 225H211L209 223ZM222 225V224H221ZM253 224L251 223L250 226H252ZM256 225V224H255ZM254 225V226H255ZM262 225V224H261ZM68 226V225H67ZM74 226H77L76 223H74ZM212 226V225H211ZM215 226V223H214ZM219 226V225H216ZM247 226V225H246ZM259 226V225H258ZM70 227V226H69ZM79 227V226H78ZM108 227V225H107ZM114 227H116V223L114 225ZM146 227V226H144ZM227 227L229 228V225H227ZM231 227V226H230ZM260 227V226H259ZM258 227V228H259ZM264 227V225H263ZM113 228V227H112ZM111 228V229H112ZM121 228L123 234L124 231ZM177 228V227H176ZM182 228V227H181ZM180 228V230H181ZM253 227H251L252 229ZM255 228V227H254ZM125 229V228H124ZM139 229V228H138ZM167 229V228H166ZM225 229V228H224ZM223 229V230H224ZM260 232H263L264 234V230L262 227L259 228ZM86 233L89 234V237L91 238L94 235V245H104L103 243H107L105 242V240L102 238V240L99 238L100 235L97 233L95 234V232L89 230V229H85ZM230 230V229H229ZM258 230V229H257ZM155 231V230H154ZM225 231V230H224ZM227 231V230H226ZM250 231V229H249ZM252 231V230H251ZM254 231V230H253ZM256 231V229H255ZM259 231V230H258ZM52 232V231H51ZM102 232V231H101ZM112 235H114L115 231H110ZM109 232V233H110ZM146 230H139V231H133V228L130 229L129 227L126 230V236L128 237V239L131 238V241H135L138 243L142 244V241H144V234H146ZM149 232V231H148ZM259 232V233H260ZM251 233V232H250ZM257 233V235L259 234ZM117 234V233H116ZM119 234V232H118ZM117 234V235H118ZM122 234V236H123ZM154 234V232L152 233ZM151 234V235H152ZM183 234V233H182ZM181 234V235H182ZM221 234V233H220ZM253 234V233H252ZM116 235V236H117ZM121 235V234H120ZM256 236V234H254ZM253 235V236H254ZM262 235V234H261ZM86 236V235H85ZM121 236V237H122ZM125 236V234H124ZM159 236V235H158ZM221 236V235H220ZM114 237V236H113ZM119 237V236H118ZM120 237V238H121ZM48 238V237H47ZM50 238V237H49ZM125 238V237H122ZM187 238V237H186ZM185 238V239H186ZM259 238V237H258ZM261 238V237H260ZM264 238V237H263ZM261 238V240L263 239ZM92 239V238H91ZM102 241H100V240ZM116 239V238H115ZM254 239V238H253ZM72 240H74L73 236H70L69 233L61 228H54V232L53 234H51V241H50V245H51V249H53L52 251L55 250V248H61V247H70L71 246V242ZM87 240V239H86ZM199 239H197L198 241ZM75 241V240H74ZM72 241V242H74ZM90 241V239H89ZM124 241V240H123ZM128 241V240H127ZM126 241V242H127ZM150 241V240H149ZM195 241V243L197 242ZM244 241V240H243ZM258 241V239H257ZM264 242V240H262ZM47 242V241H46ZM97 242V243H95ZM124 241V243H126ZM210 242V241H209ZM259 242H261L259 240ZM123 243V242H122ZM129 243V241H128ZM256 243V242H255ZM262 243V242H261ZM74 244V245H73ZM72 245L75 246V243H73ZM260 244V243H259ZM263 244V243H262ZM77 245V244H76ZM124 245V244H122ZM137 245V244H136ZM140 244H138L139 246ZM157 245V244H156ZM249 248H250V244H248ZM256 245H258L256 243ZM49 246V245H48ZM73 246H71L73 248ZM80 246V245H79ZM110 246V245H109ZM135 246V245H134ZM145 246V245H144ZM158 246V245H157ZM246 246V244H245ZM261 250L263 248L264 245H261ZM78 247V246H76ZM74 247V248H76ZM141 247V246H140ZM152 247V246H151ZM170 246H168L169 248ZM248 247H245L246 249H248ZM252 247V246H251ZM259 247V245H258ZM71 248V249H72ZM255 248V247H254ZM254 248L252 250H254ZM260 248V247H259ZM49 249V248H48ZM83 249H85L83 247ZM88 249H90L88 247ZM139 249V248H138ZM142 249V248H141ZM151 249V248H150ZM161 249V248H160ZM61 250V249H60ZM62 250H64V248H62ZM74 250V249H73ZM79 250L82 251V249L80 248ZM91 250V249H90ZM251 250V249H250ZM51 251V250H49ZM76 251V250H74ZM78 251V249H77ZM240 251V250H239ZM248 252H250L249 250H247ZM257 251V248H256ZM58 252V251H57ZM56 252V254H57ZM252 252V251H251ZM55 253V252H52ZM75 253V252H74ZM80 253V252H79ZM78 253V255L80 257H83L85 254H82V256ZM85 253V252H84ZM87 253V252H86ZM183 253V252H182ZM245 253V252H243ZM255 253V252H253ZM253 253L251 255H253ZM264 253V252H263ZM56 254L54 256H56ZM60 254H62L60 252ZM68 254V253H67ZM122 254V253H121ZM226 254V253H225ZM257 254V252L255 253ZM254 254V255H255ZM262 253H260V255L258 254L257 256H261ZM76 255V254H75ZM95 254H93L94 256ZM97 255V256H96ZM95 256L98 257L99 255L96 254ZM158 255V254H157ZM178 255V254H177ZM197 258L201 257L202 259L209 260V258L211 257L209 251L206 250V248H201V249H196L195 250V254H194ZM62 256H65L64 253ZM94 256V257H95ZM118 256V255H117ZM120 256V254H119ZM118 256V257H119ZM123 256V255H122ZM171 256L172 254L168 252V254L164 253V256H162V260H164L163 262L167 263L171 260ZM214 256V255H213ZM263 256V255H262ZM261 256V257H262ZM71 257V256H70ZM95 257V259H96ZM187 257V255L183 256V259H185ZM256 259V256H254ZM260 257V259H261ZM64 258V257H63ZM79 258V257H78ZM85 258V257H84ZM84 258H80V259H84ZM88 257H86L87 259ZM125 258V257H124ZM158 258V257H157ZM215 257H212L211 259H213ZM249 258H252L249 257ZM91 259V258H90ZM94 259V258H93ZM91 259V260H93ZM263 259V258H262ZM62 260V259H61ZM67 260V259H66ZM214 260V259H213ZM228 260V259H227ZM232 261V259H230ZM233 260L236 262V264H247L248 262V258L246 256H243V254H240L239 252L233 256ZM251 260V259H250ZM81 261V260H80ZM125 261V260H124ZM187 261V259H186ZM225 261V260H224ZM254 261V260H253ZM256 261V260H255ZM260 261V260H259ZM263 261V260H262ZM261 261V262H262ZM86 262V260H85ZM92 262V261H91ZM95 264V260L93 261ZM98 262V261H97ZM121 262V261H120ZM216 263V262H215ZM224 264H226L225 262H223ZM253 263V262H252ZM251 263V264H252ZM260 263V262H258ZM78 264V263H77ZM80 264V263H79ZM99 264V263H97ZM105 264V263H104ZM109 264V263H108ZM121 264H124L121 262ZM188 264V263H186ZM229 264V262L227 263ZM235 264V263H234ZM255 264V263H254ZM264 264V262H263Z\"/></svg>", "mask_w": 264, "mask_h": 264}, {"label": "crops", "instance_id": "obj_3", "mask_svg": "<svg viewBox=\"0 0 264 264\" xmlns=\"http://www.w3.org/2000/svg\"><path fill=\"white\" fill-rule=\"evenodd\" d=\"M31 5L27 0H22V4L16 9H3L0 13V123L6 126L5 129H0V151L2 150L0 152V264H63V260L58 255L61 250L51 249V234L57 226L77 240L73 233L74 228L68 224L65 216L72 217L71 219L80 229L84 226L83 218L80 216L81 213L79 215L78 212H68L67 199H59L45 185L53 181V175L59 172L58 167L56 165L52 167L50 163L35 162L36 156L41 158L50 156V149L43 146L40 133H34L30 127L35 119L27 114L25 108L35 105L31 100L23 98L27 84L21 82V78L14 79L13 82H4L11 80L13 76L25 74L28 69L27 66L19 64L24 58V55L19 53L26 48L27 41L23 36L22 38L11 35V31L22 30L28 25L35 13V7ZM15 60L16 66L10 67ZM6 146L9 153L5 149ZM12 146L17 148L11 150ZM39 192H46L47 196L44 194L36 196ZM90 229L95 234L98 233L92 225ZM79 245L78 247L71 245L73 248L70 246L64 251L73 252L89 247L92 253H98L97 244L93 246V243L88 244L80 240Z\"/></svg>", "mask_w": 264, "mask_h": 264}]
</instances>
